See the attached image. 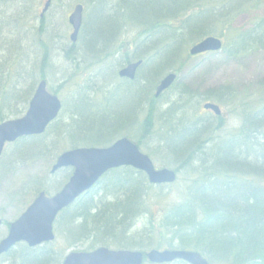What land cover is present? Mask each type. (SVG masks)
Wrapping results in <instances>:
<instances>
[{
	"label": "trees",
	"instance_id": "trees-1",
	"mask_svg": "<svg viewBox=\"0 0 264 264\" xmlns=\"http://www.w3.org/2000/svg\"><path fill=\"white\" fill-rule=\"evenodd\" d=\"M51 7L38 16L34 31L25 32L26 39L14 35L10 19L4 23L7 33L0 34V48L8 44L12 56L0 60V123L25 112L37 78L45 80L43 71L51 67L43 41L51 34L44 31ZM84 7L89 13L77 41H67L64 33L55 38L63 41L65 60L79 62L73 70L94 67L89 72L93 74L75 89L70 105L63 104L44 134L14 142V159L42 157L50 139L52 145L64 141L69 149L109 146L122 137L143 148L145 139H156L153 152L161 155L164 167L177 175L188 169L195 172L180 175L184 195L154 219L148 196L163 186L149 184L132 168L113 169L57 215L56 240L63 238L65 250L76 246L143 252L179 249L197 252L210 264H264V76L256 79L263 98L245 110L238 133L217 146L207 162L204 156L213 132L209 128L222 116L183 123L176 119L174 108L158 111L163 94L153 96L166 74L178 75L185 68L189 48L205 37L225 41L221 52L226 58L264 50V0H87ZM240 13L251 15L249 26L231 31V20ZM129 28L133 37L122 44L119 38ZM22 41L40 53L32 64L22 53ZM109 60H115V65H107ZM137 61L141 65L134 80L117 77L119 69ZM74 77L71 73L72 82ZM229 93L230 89L219 88L201 96L187 85L179 91L183 99L218 102L225 94L233 96ZM58 173L61 180L57 179L55 192L71 170ZM46 184L47 178L36 179L26 188L46 192ZM53 244L17 245L0 258V264H60L65 250Z\"/></svg>",
	"mask_w": 264,
	"mask_h": 264
},
{
	"label": "rangeland",
	"instance_id": "rangeland-1",
	"mask_svg": "<svg viewBox=\"0 0 264 264\" xmlns=\"http://www.w3.org/2000/svg\"><path fill=\"white\" fill-rule=\"evenodd\" d=\"M82 3H80V2ZM44 0H0V34L7 33L5 29V22L10 19V30L14 31V35L18 34L21 39H26L29 36H25V32H32V27L37 23L38 16L41 12ZM87 0H55L48 13V19L44 25V31L50 32V35H46L43 38L49 48L50 56V68H47L43 72L45 74V81L47 84V90L54 92L63 102V104L70 105L72 97L76 88L82 87L85 82V78L91 76L89 74L94 68L79 67L77 70H73L74 64L69 60H65V49L62 48L63 41H57L56 35L63 37V33L68 40L71 32L69 25L67 24V16L72 11V8L76 4H82L85 6ZM83 18L89 13L88 8L84 7ZM88 10V11H87ZM57 20V21H55ZM251 15L247 13H240L236 17L232 18L230 25L231 31H242L249 26ZM15 35V36H16ZM17 37V36H16ZM54 37V38H53ZM133 37V31L130 28L126 30L119 38V42L122 44L127 43L130 38ZM32 40H29V44ZM51 41V42H50ZM225 42V41H223ZM23 55L32 64L33 60L39 56L37 48H30L24 41ZM121 44V45H122ZM69 46V44H68ZM64 52V53H63ZM9 45L4 50L0 48V60L5 62L11 57ZM107 65H115V60H109ZM3 63V61H2ZM83 64V63H80ZM102 64L104 68L108 66ZM185 68L177 75L176 81L172 88L165 92L157 103L158 111L164 112L167 109H173L176 119H182L183 123H192L193 121L215 120L211 118V113L202 109V105L205 101L204 97H200L197 100L183 99L180 94V88L183 86H189L193 93H199L203 95L207 91H216L219 88H228L231 90L230 95L225 94L221 102L210 100L217 104L222 111V120H215L212 127L209 128L212 134H210V145L206 148V154L204 161L207 162L210 156L216 151L217 146L231 139V137L238 133L244 116H246L245 110L255 106L254 103L260 96L259 89L257 87L256 79H260L264 76V50H253L252 52L242 53L237 58H226L222 52L218 53H206L195 57H189L186 59ZM39 67V65H38ZM71 73L75 76V80H70ZM73 78V79H74ZM39 80V77L36 81ZM22 82L21 85H25ZM80 86V87H79ZM246 97L244 99L243 97ZM260 98H263L260 97ZM117 106V105H116ZM70 108V107H69ZM172 108V109H169ZM175 110V111H174ZM158 124H155V130ZM208 134L204 137L206 139ZM263 137V136H261ZM156 139H145L143 144L145 147H139L140 152L150 157L153 165L156 168L164 167L166 162L154 151ZM67 143L60 141L51 144V140L48 142V149L44 152V155L40 158H30V160H13L12 159V145H8L3 153L2 163L4 167L0 170V220L3 224L0 226V240L6 234L7 228L5 223L13 222L31 203L35 197L32 189L26 187L30 186L36 179L47 178L48 184L46 189L51 195L55 191V185L61 180L59 173L54 175L50 174V169L56 159V157L65 151ZM154 155H152V154ZM211 160V159H210ZM1 163V166H2ZM13 165V166H12ZM168 168V167H167ZM172 169V168H171ZM195 171H181L180 175L187 176L193 174ZM58 179V182H57ZM248 179H253L248 177ZM264 184V180H261ZM241 189H238L240 191ZM184 195V188L181 186V181L177 180L173 184L165 187L155 189L154 192L149 194L148 210L153 212V218H157L161 209H164L177 200L181 199ZM144 219V218H142ZM145 221V219H144ZM143 225V220H140V227ZM146 225V224H145ZM57 242L53 245L61 251L67 248L63 238L57 237ZM87 247L76 246L70 247L64 252H83ZM174 264H180L175 262Z\"/></svg>",
	"mask_w": 264,
	"mask_h": 264
},
{
	"label": "water",
	"instance_id": "water-1",
	"mask_svg": "<svg viewBox=\"0 0 264 264\" xmlns=\"http://www.w3.org/2000/svg\"><path fill=\"white\" fill-rule=\"evenodd\" d=\"M51 0H45V12ZM82 22V6L76 5L68 17L72 28L70 40L75 41ZM222 42L215 37H207L189 49L191 56L207 52H217ZM140 61L129 64L118 72L120 78L132 80ZM175 74H168L157 85L154 97L167 90L175 80ZM61 108L59 99L46 90L45 81L37 84L25 114L17 119L0 123V154L5 143L17 138L40 135L48 123L56 118ZM205 110L220 113L213 104H205ZM132 167L143 172L151 184H168L175 180V174L168 169L156 170L150 159L138 148L123 138L113 145L103 148H81L62 153L52 167L55 172L62 167L73 168L68 182L54 196L47 197L43 192L32 201L26 210L10 224L6 236L0 241V256L7 253L16 243L24 242L29 247L51 242L54 239L53 222L61 210L69 206L80 194L90 189L108 170L118 167ZM1 224V221H0ZM153 264L171 263L181 260L188 264H208L198 253L182 250H151L145 255ZM143 254L138 251L98 248L89 253H69L62 264H141Z\"/></svg>",
	"mask_w": 264,
	"mask_h": 264
},
{
	"label": "flooded vegetation",
	"instance_id": "flooded-vegetation-1",
	"mask_svg": "<svg viewBox=\"0 0 264 264\" xmlns=\"http://www.w3.org/2000/svg\"><path fill=\"white\" fill-rule=\"evenodd\" d=\"M8 145H6V147H7ZM5 147V148H6ZM12 159L14 160V158H13V156H14V151L12 152ZM13 166V165H12ZM2 222V221H1ZM9 224V223H8ZM8 224L6 225V228L8 229ZM20 244H24L25 245V243H22V242H20V243H16L14 246H13V248L15 247V246H17V245H20Z\"/></svg>",
	"mask_w": 264,
	"mask_h": 264
}]
</instances>
